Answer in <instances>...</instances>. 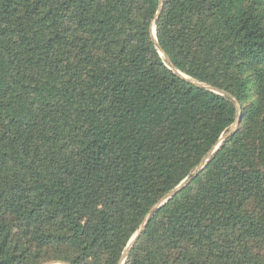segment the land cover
<instances>
[{
    "label": "trees",
    "instance_id": "trees-1",
    "mask_svg": "<svg viewBox=\"0 0 264 264\" xmlns=\"http://www.w3.org/2000/svg\"><path fill=\"white\" fill-rule=\"evenodd\" d=\"M173 66L242 108L198 174L238 109ZM188 179L124 264H264V0H0V264H118Z\"/></svg>",
    "mask_w": 264,
    "mask_h": 264
},
{
    "label": "water",
    "instance_id": "water-1",
    "mask_svg": "<svg viewBox=\"0 0 264 264\" xmlns=\"http://www.w3.org/2000/svg\"><path fill=\"white\" fill-rule=\"evenodd\" d=\"M162 6L163 4L161 5L160 7V10L158 11V13L156 14V19L153 21V26H152V34H153V37L155 39V42H156V45L157 47L161 50V47L157 41V36H156V26H155V23H156V20L157 18L159 17L160 13H161V10H162ZM164 53V52H162ZM173 69L179 73L182 77L184 78H187L189 79L190 81L198 84V85H201L203 87H206L212 91H215V92H218V93H222V94H226L230 97H233L230 93L226 92V91H222V90H219L217 88H215L214 86L212 85H206V84H202L200 82H197L195 80H192L190 79L188 76H186L184 73L180 72L179 70H177L174 66H173ZM233 99L235 100L236 102V105H237V109H238V116L236 118V121L234 122V124L232 125L231 129L228 131V133H226L225 135L221 136L218 143L216 145L213 146V148L207 153V155L202 159L201 163L199 164L198 168H197V173L198 174L201 169L204 167V165L207 163V161H209L210 157L218 150L219 146L222 144V142L231 134L233 133L237 128H238V125L240 123V120L242 118V108H241V105L239 103V101L233 97ZM191 181V179H188V181H185L183 184L179 185L176 189H174L172 192L168 193L166 196H164L156 205H154L152 207V209L150 210V212L147 214L146 216V219L144 220V222L142 223V225L140 226V228L136 231V233L133 235L132 239L130 240L129 244H128V247L125 251V253L123 254L120 262L118 264H124V262L126 261V257L127 255L130 253L131 249L133 248V246L136 244L137 240L139 239V237L141 236V234L143 233L146 225H147V222L148 220L150 219L152 213L154 212L155 209H157L158 207H161L162 205H164L166 202H168L175 194H177L182 188L183 186H185L186 184H188L189 182ZM41 264H70L68 262H65V261H61V260H51V261H46V262H43Z\"/></svg>",
    "mask_w": 264,
    "mask_h": 264
}]
</instances>
